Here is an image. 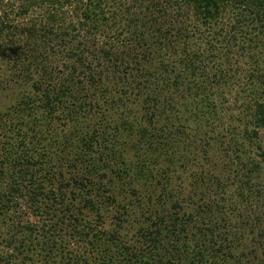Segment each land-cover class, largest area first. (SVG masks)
Returning <instances> with one entry per match:
<instances>
[{"label":"trees","instance_id":"trees-1","mask_svg":"<svg viewBox=\"0 0 264 264\" xmlns=\"http://www.w3.org/2000/svg\"><path fill=\"white\" fill-rule=\"evenodd\" d=\"M19 1L16 17L25 24L0 20V61L17 59L28 75L39 72L40 78L28 94L18 85L0 87V264L64 263L51 234L73 229L90 237L88 218L105 213L115 219L116 243L107 244L99 264L139 260L135 252L143 239L153 242L159 261L172 260L168 249L179 247L177 238L199 208L196 192L184 193L188 178L195 180L189 184L203 179L182 168H192L203 152L207 157L214 141L222 147L231 139L219 117L208 39L197 27L203 22L212 29L231 0ZM240 1L264 8V0ZM42 11L46 17L39 19L36 12ZM117 26L125 38L106 39ZM42 32L48 45L38 40ZM23 54L26 64L20 62ZM131 64L141 73V85L127 77ZM57 65L64 68L61 78L52 72ZM134 92L148 94L154 108L149 116L132 114L127 101ZM258 93L250 107L256 136L264 128V95ZM160 98L168 108L158 112ZM102 101L125 108L130 120L112 128L107 110L97 111ZM260 155L264 163V151ZM174 179L183 183L177 185L179 198L168 188ZM139 183L142 192L133 189ZM34 254L42 258L35 261ZM81 259L78 264H91Z\"/></svg>","mask_w":264,"mask_h":264},{"label":"rangeland","instance_id":"rangeland-1","mask_svg":"<svg viewBox=\"0 0 264 264\" xmlns=\"http://www.w3.org/2000/svg\"><path fill=\"white\" fill-rule=\"evenodd\" d=\"M19 4V0H0V20L3 17L11 21L18 20L16 13ZM223 8L217 22L214 21L211 25L212 29L202 26L203 22L201 24L197 22L199 24L197 27L200 29L198 34L208 39L206 53L210 55L208 56L211 64L209 68L216 77L215 89L216 100L220 106L219 117L224 118V128L226 129L225 126H227L226 132H230L228 133L231 139L226 146L222 141V147L216 144L218 141H214L207 157L203 152L199 155L201 157H196L197 160L193 162L195 164L192 168H182L189 169L194 175L202 174L203 179L199 178L195 184H189L194 183L195 180L188 178V184L184 183L186 184L185 194L196 192L198 195L196 198L199 200V208L197 211H192L194 214L190 213L192 225L187 229V233L177 238L180 240L179 247L174 250L168 249V252H173L172 260L163 258L159 261L161 255L151 247L153 242L143 239L137 244L138 248L135 252L139 260L129 257L132 262H125V264H148L150 262L152 264H264V163L260 155L264 151V128L258 130L256 136L253 133L254 125L250 124V107L253 106L255 96L259 94L258 91L264 95V8H259L255 4L249 6L240 0H231ZM36 13L39 19L46 17L47 14L46 11ZM14 23L16 26L25 24L22 19ZM122 28L123 26H117L112 31L114 36H107L106 39L116 37L123 40L125 35L122 34L127 33H121ZM42 34L43 32L38 40L44 46L48 45V39L45 41V35ZM54 40L62 46L66 44L61 37H55ZM47 52L54 54L56 50H50L47 46ZM24 57L25 54L22 55L20 62L26 64ZM15 61L11 59L0 61V87L11 89L18 85L22 94L34 92V82L39 80V72L28 75L21 68L19 60ZM4 64L10 68L9 71L2 66ZM129 68L131 76L127 75V77H131L130 79L137 77L140 81L141 73L135 69L133 64ZM63 69L58 65L54 66L53 75L61 78ZM127 70L125 69L124 72H128ZM135 93L132 94L133 101H127L130 103V108L134 110L132 114L137 118H141L144 114L149 116V112H153L154 108H151L147 101L148 94L146 92L137 93L140 95L135 96ZM163 100L165 99H158L160 102L156 106L158 108H155L158 112L168 108ZM99 104L102 110L98 107L97 111L106 112L107 110L108 113H106L110 115L107 122L112 128L122 124L125 119L130 120L127 116L131 113L125 114V108L119 111L116 106L109 107L103 101ZM107 107L109 109H106ZM219 117H214L216 121L214 128L218 130L222 129L223 125L217 120ZM112 131L110 129V132ZM190 139L195 141L193 138ZM114 149L119 152L122 146L121 149L116 146ZM128 149L124 146L123 152L128 154ZM227 151H231L232 156L227 155ZM256 164H261V168H255ZM182 169L179 168L177 174L185 178L186 174H183ZM175 180H173V186L171 183L172 187L168 186V188L175 189L178 196L177 185L180 186L183 183ZM160 183L164 189L163 182L160 181L159 185ZM141 186V184L136 185L133 189L142 192L144 190ZM187 204L188 201H185L184 205ZM136 216L140 223L142 218L139 219L140 215L136 214ZM148 219H151L150 224L154 223V218L149 217ZM113 220L115 219L109 213L91 215L88 218L92 225L90 237L79 236L75 233L77 230L73 229H69L68 232L59 231L55 235L51 234L57 240V247L61 248L56 252L57 259L66 257L64 263L56 261L54 264H78L77 261L81 262V258L87 259L91 264H99L105 254V249L109 250L107 244L113 246L111 243H116L115 221ZM155 223L157 224V220ZM34 224L42 225L38 223V220L36 221V218H34ZM128 240L131 241L129 238ZM172 240H170L171 243L174 242ZM90 243L94 245L91 246ZM163 245L167 246L166 242ZM158 246L156 244V248ZM110 256L108 254L109 259ZM41 258L34 254L33 260L37 261Z\"/></svg>","mask_w":264,"mask_h":264}]
</instances>
